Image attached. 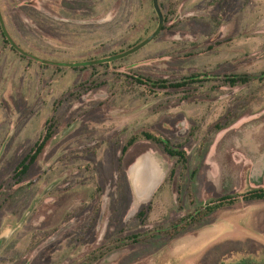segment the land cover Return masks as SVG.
<instances>
[{"label": "rangeland", "instance_id": "1", "mask_svg": "<svg viewBox=\"0 0 264 264\" xmlns=\"http://www.w3.org/2000/svg\"><path fill=\"white\" fill-rule=\"evenodd\" d=\"M0 25V264L264 263V201L127 242L264 188V0H0Z\"/></svg>", "mask_w": 264, "mask_h": 264}, {"label": "trees", "instance_id": "2", "mask_svg": "<svg viewBox=\"0 0 264 264\" xmlns=\"http://www.w3.org/2000/svg\"><path fill=\"white\" fill-rule=\"evenodd\" d=\"M153 4H154V0ZM1 26V25H0ZM1 29L2 37L4 39V42L11 46L12 50L18 51L17 48L14 46L13 41L10 40L8 34L4 32V30ZM264 76V75H263ZM199 76H191L186 81L182 82H168V81H148L149 84H153L154 86H159L161 89L166 88H183L185 86H188L190 84H194L198 81ZM260 80H263V77L260 78ZM251 81V77L239 75V76H230L227 79V84L231 87H235L238 85H244ZM141 84H144L141 80L139 81ZM52 138V132L48 131L46 135L40 139L35 145V148L33 150L32 154H29L27 157H25L16 167L15 172L18 179H22L27 172L29 171L32 164H34L37 160V158L42 154L45 146L47 145V142ZM143 138L146 140H149L151 142H154L155 144L159 145L163 151L170 157V158H178L179 162H181V165L184 167L187 156L186 153L179 148L173 146L168 140L161 139L153 134L150 133H144ZM138 140V137H134L131 139L128 143V145L125 147V151L128 149V147L132 146L136 141ZM243 200L245 202H252V201H264V188L254 189L249 192H246L245 194L236 196V197H226L217 201H214L208 205H206L203 209L196 210L194 214L188 215L184 218H182L177 223H174L173 225H169L167 227H162L158 230H151L143 234H138L135 236L128 237L127 242L129 244H141V243H152L155 239H159L160 241H170L177 236L184 234L188 229H190L192 226L196 224H200L202 221H204L206 218H208L210 215H212L214 212L218 211L221 208H224L228 205H233L237 203L238 201ZM237 264H264L259 263L256 261H253L251 259H245L240 261Z\"/></svg>", "mask_w": 264, "mask_h": 264}, {"label": "crops", "instance_id": "3", "mask_svg": "<svg viewBox=\"0 0 264 264\" xmlns=\"http://www.w3.org/2000/svg\"><path fill=\"white\" fill-rule=\"evenodd\" d=\"M221 233H216V235L212 238L208 234L202 235L201 238L198 241L192 242L191 245L188 246V252L186 255L189 254H195L196 252H199L201 249L205 247L208 243L211 242V239H217L220 236Z\"/></svg>", "mask_w": 264, "mask_h": 264}, {"label": "water", "instance_id": "4", "mask_svg": "<svg viewBox=\"0 0 264 264\" xmlns=\"http://www.w3.org/2000/svg\"><path fill=\"white\" fill-rule=\"evenodd\" d=\"M154 5H155V7L157 8V0H154ZM161 24H162V18L160 19V27H159V29L158 30H160V28H161ZM3 30H4V27H3ZM5 32V31H4ZM6 33V32H5ZM144 43H142V45H143ZM141 45V46H142ZM74 125H71L63 134H65L66 132H68L70 129H72V127H73ZM2 244H3V240L1 239L0 240V248H1V246H2Z\"/></svg>", "mask_w": 264, "mask_h": 264}]
</instances>
